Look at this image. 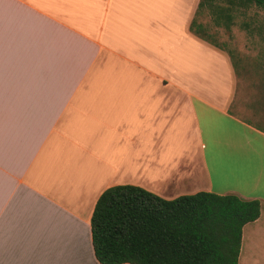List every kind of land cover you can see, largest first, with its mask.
Listing matches in <instances>:
<instances>
[{"label":"crops","instance_id":"obj_1","mask_svg":"<svg viewBox=\"0 0 264 264\" xmlns=\"http://www.w3.org/2000/svg\"><path fill=\"white\" fill-rule=\"evenodd\" d=\"M198 1L0 0V264H100L91 212L124 184L256 199L236 264H264V116L231 112Z\"/></svg>","mask_w":264,"mask_h":264},{"label":"trees","instance_id":"obj_2","mask_svg":"<svg viewBox=\"0 0 264 264\" xmlns=\"http://www.w3.org/2000/svg\"><path fill=\"white\" fill-rule=\"evenodd\" d=\"M217 1L199 0L195 13L206 7L214 25L226 29L232 9L264 7V0ZM193 18L192 33L218 47ZM258 214L256 199L235 194L198 191L163 199L138 186L113 185L91 212L93 255L100 264H236L241 227Z\"/></svg>","mask_w":264,"mask_h":264},{"label":"rangeland","instance_id":"obj_3","mask_svg":"<svg viewBox=\"0 0 264 264\" xmlns=\"http://www.w3.org/2000/svg\"><path fill=\"white\" fill-rule=\"evenodd\" d=\"M223 4L222 0L217 1ZM229 28L214 25L206 7L194 13L195 23L203 25L209 41L223 50L233 73L231 112L251 124H263L264 107V7L250 5L230 11Z\"/></svg>","mask_w":264,"mask_h":264}]
</instances>
